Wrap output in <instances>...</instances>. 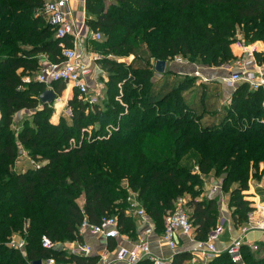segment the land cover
<instances>
[{
	"label": "trees",
	"instance_id": "obj_1",
	"mask_svg": "<svg viewBox=\"0 0 264 264\" xmlns=\"http://www.w3.org/2000/svg\"><path fill=\"white\" fill-rule=\"evenodd\" d=\"M45 4L0 0V264H45L51 257L97 264L99 256L45 248L41 237L81 241L83 221L98 223L105 216H116L121 232L133 234L136 222L127 214L131 193L159 232L178 198L191 195L187 205L195 236L205 241L220 218L219 197L198 199L208 174L230 193L235 223H246L252 207L243 192L251 177L264 179L263 92L243 82L229 102L212 109L216 83L186 75L171 87L172 72L157 77L155 61L180 56L229 65L239 41L264 42V0H86L88 24L103 35L91 40L89 49L102 55L99 64L108 74L101 77L104 98L91 105L75 92L68 103L72 114L58 123L51 121L52 105L39 100L47 87L21 78L39 69L41 55L52 62L63 59L62 40L47 21ZM64 42L71 45L68 38ZM130 55L131 63L117 59ZM256 55L264 62V53ZM53 87L62 95L66 84ZM69 97L67 89L63 98ZM23 110L32 113L15 130ZM21 146L46 163L17 172ZM18 232L27 240L25 254L8 245ZM242 251L243 264H264L261 249L244 245ZM191 257L178 252L171 264ZM208 264L239 263L224 251Z\"/></svg>",
	"mask_w": 264,
	"mask_h": 264
},
{
	"label": "built area",
	"instance_id": "obj_2",
	"mask_svg": "<svg viewBox=\"0 0 264 264\" xmlns=\"http://www.w3.org/2000/svg\"><path fill=\"white\" fill-rule=\"evenodd\" d=\"M71 1L72 0H46L44 7V14L47 21L54 28L56 37L62 40V61L52 62L49 61L47 57V60L41 62L38 70L27 72L23 74L21 78L24 84L37 82L44 84L47 88H54V82H63L66 84V89H70L71 96L74 92H77L80 99L94 105L104 98V84L101 82V78L96 74L97 71L100 72L103 70L99 64L102 55L90 50L89 42L91 40L101 41L103 35L100 31H96L89 26L86 16L78 17V15L75 14L74 9L71 7ZM67 38L70 40L71 45H67L64 42ZM237 45L240 49L248 48L245 50L246 55L240 56L235 69H232L230 65L221 67L225 69V71H228V75L221 77V81L232 89V92L239 84L245 82L249 84L251 89L261 90L264 95V62L257 59L255 49L248 47L244 41H239ZM174 60L184 62V59L180 56L176 57ZM22 71L23 70L18 72L21 73ZM194 74L197 77H202L203 82H209L210 80V78L203 75L200 70H197ZM229 100L230 97L227 98L225 102H229ZM71 114L72 111L69 107V115ZM1 119L2 111L0 109V121ZM22 153L23 150L21 151V154ZM33 163L36 168L42 166V164L37 161H33ZM209 197L211 198V196ZM127 214L129 216H136L140 219L144 227L143 234L131 247H119L113 253V257L109 250L102 253L100 259L104 264H120L123 262L127 264H137L142 259H150L153 264H171L174 255L178 253V235H192L195 233V226L190 218L185 196L178 198L174 208L165 216L164 230L162 231L160 241L173 251V254L169 257H161L153 252L150 246V237L156 231V226L145 208L137 199L135 193H131L128 197ZM257 229L264 231V217L261 220H257L253 217V211H251L241 231L243 235H245L249 231ZM85 230L92 234L103 235L107 239H116L122 234L116 216H105L98 223L85 219L81 224L80 233ZM224 231V225L218 223V225L209 232L207 240L198 242L197 249L192 253V260L194 262L203 260L204 264H208L210 260L226 251L230 254L233 262L243 264L244 257L242 247L245 245V242L242 237L234 239L224 251L218 249L217 242ZM15 234L10 238L8 245L25 254L27 245L26 237L20 232V238H15ZM41 243L43 247L48 249L57 247L63 249L61 243L53 241L45 234L41 237ZM249 247L252 250L259 249L257 244H251ZM70 251L71 254L77 256H90L92 254V247L87 244H77V246L72 247ZM45 264H57V261L51 257L46 260Z\"/></svg>",
	"mask_w": 264,
	"mask_h": 264
},
{
	"label": "crops",
	"instance_id": "obj_3",
	"mask_svg": "<svg viewBox=\"0 0 264 264\" xmlns=\"http://www.w3.org/2000/svg\"><path fill=\"white\" fill-rule=\"evenodd\" d=\"M86 0H72L71 7L74 9L75 14L78 17H83L86 14V7H85ZM251 49H255L257 53H264V42L257 41L253 44L248 45ZM235 48V46H234ZM236 53L238 55H246V51L248 48H235ZM240 56L238 60L240 59ZM258 59V58H257ZM41 62L47 60L46 55L40 56ZM259 60V59H258ZM260 61V60H259ZM183 63V62H182ZM182 68V65H181ZM168 69H170V63H168ZM20 69L19 71H21ZM190 73H193L190 72ZM205 73V74H204ZM203 74L210 78L211 82H215L218 86H220V93H222L223 98L226 100L227 98L231 97L232 90L222 83L221 77L227 75L225 70L220 69L216 71H208L204 72ZM218 76V77H217ZM217 77V78H215ZM221 84V85H220ZM67 90V89H66ZM65 92V91H64ZM63 92V93H64ZM222 98V99H223ZM28 114L30 111L24 110ZM20 115H17V119L15 122L19 125L21 124V120L18 118ZM21 150L23 153L18 156L16 159L14 168L17 172H25L26 170L35 167L33 161H37L40 164H45L46 161H38L32 159L27 153V151L21 146ZM263 164L260 165V170L263 169ZM36 168V167H35ZM205 186H204V193L202 195H207V197L211 196V198L219 197V208H220V218L219 223H222L225 227V231L220 237L219 241L217 242V247L219 250L224 251L227 246L236 238L242 237L244 239L245 245L257 244L261 251H264V231L257 229L252 230L243 235L241 229L245 225V223L236 224L232 217V209L229 206L230 200V193H226L222 187V180L216 178L212 174L205 175L204 178ZM244 199L250 202L253 211V217L257 220H261L264 217V179H257L251 177L249 181V187L247 190L243 192ZM210 198V197H209ZM81 203L84 202V198L81 199ZM136 222V229L133 234L122 233L120 237L116 239H107L103 235H96L92 234L91 232L85 230L81 233L82 240L81 241H69L67 246H77V244H87L92 247V254L91 256H99L102 255L106 250L111 251V256L113 257V253L121 246L131 247L135 242H137L141 235L143 234L144 227L140 222V219L136 216H132ZM20 232L15 234V238H20ZM162 236V232L155 231L154 234L150 237V246L152 247L153 252L161 257H169L173 254V251L165 244H163L160 239ZM178 241V252L188 251L193 253L195 249H197L198 242L200 240L196 239L195 233L192 235H184L180 234L177 237ZM67 243V242H66ZM65 243V244H66ZM71 247V248H72ZM70 248V247H69ZM69 254H71L70 249L67 250ZM193 257V254H192ZM192 257L187 260L184 264H204L203 260L193 261ZM57 264H77L74 262H58ZM97 264H104L101 259H99ZM120 264H127V263H120Z\"/></svg>",
	"mask_w": 264,
	"mask_h": 264
},
{
	"label": "rangeland",
	"instance_id": "obj_4",
	"mask_svg": "<svg viewBox=\"0 0 264 264\" xmlns=\"http://www.w3.org/2000/svg\"><path fill=\"white\" fill-rule=\"evenodd\" d=\"M85 16L86 17H88V15H87V13L85 14ZM250 45V44H249ZM90 46H91V44H90ZM89 46V47H90ZM92 49V48H91ZM236 49L234 48V50H233V54L236 56L235 58V60H233L229 65H230V67L232 68V69H235L236 67V65H237V62H238V58H239V56L240 55H238L236 52ZM112 57V56H111ZM113 58V57H112ZM115 59V58H114ZM118 60H120V61H123V62H126V63H131L134 59H135V56L134 55H130V56H128V57H126V58H117ZM184 59V62L182 63V62H180V61H177V60H170L169 61V63H170V69H168L169 71H171L172 72V74L170 75V83H171V87H173V86H177L179 83H181V81L184 79V77L186 76V75H190V76H194L195 74V72L197 71V70H200L201 72H202V74L204 73V72H208V71H216V70H219L220 71V69H222L221 67H216V66H209V65H207V64H205V63H200V62H191L190 60H188V59H185V58H183ZM181 65H182V68H181ZM222 70H225V69H222ZM193 71V73H190V72H192ZM225 73L226 74H228V71H225ZM96 74L99 76V78H101L102 77V75H108L107 73H106V71H104V70H101L100 72H96ZM205 74V73H204ZM203 74V75H204ZM156 76H157V74H156ZM196 76V75H195ZM158 77V76H157ZM218 77V76H217ZM217 77H215V78H217ZM197 81H202V77H200V76H198V80ZM212 81V80H211ZM210 81V82H211ZM101 82L103 83V81L101 80ZM213 83H215V82H213ZM222 83H224V82H222ZM104 84V83H103ZM221 85V84H220ZM104 89H105V86H104ZM103 89V90H104ZM218 92L215 94L216 95V97L213 99V103L210 105V107L212 108V109H217V108H219V107H223V105H224V103H226L225 102V99L223 98V96H222V93H220L219 94V92H220V86H218ZM232 90V89H231ZM105 93V92H104ZM74 94H75V92H74ZM74 94L71 96L70 95V97L69 98H66V99H64L63 98V96H64V93H62V95H59V98H58V100H63L64 102H63V105L59 108L57 105H56V103H57V101L54 103V104H52V109H53V114H52V116H51V121L52 122H54V123H58L59 121H60V119H61V117L63 116V114L64 115H69V107H68V103H69V101H70V99H72L73 98V96H74ZM223 98V99H222ZM61 104V103H60ZM59 104V105H60ZM204 109H207V108H204ZM201 111V110H200ZM32 112L30 111L28 114L26 113V111H21L20 113H18L17 115H20V117L18 118L19 120H21V122L25 119V118H27L30 114H31ZM17 115H16V117H15V119H17ZM20 125L21 124H17L16 122H15V126H14V129L15 130H18L19 128H20ZM186 197V201H187V203L190 201V197H191V195H186L185 196ZM189 197V198H188ZM207 197V195H200L199 196V200H201L202 198H206ZM188 206V205H187ZM190 211V213H191V211H192V208L191 207H187ZM68 242L69 241H67V243L66 242H64V243H61V247L64 249V250H71L72 248V246H67V245H69L68 244ZM66 243V244H65ZM70 247V248H69Z\"/></svg>",
	"mask_w": 264,
	"mask_h": 264
},
{
	"label": "water",
	"instance_id": "obj_5",
	"mask_svg": "<svg viewBox=\"0 0 264 264\" xmlns=\"http://www.w3.org/2000/svg\"><path fill=\"white\" fill-rule=\"evenodd\" d=\"M168 70V61L167 60H156L155 61V71L158 77L163 76ZM228 75V74H227ZM59 98L58 93L55 91L54 88H46L43 92L39 95V100L41 104H54ZM33 264H43L42 260L34 261Z\"/></svg>",
	"mask_w": 264,
	"mask_h": 264
}]
</instances>
